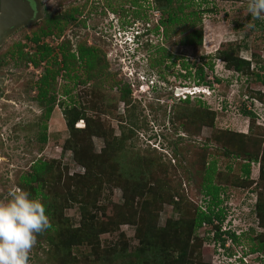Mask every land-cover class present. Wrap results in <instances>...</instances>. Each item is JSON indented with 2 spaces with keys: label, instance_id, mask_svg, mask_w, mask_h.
<instances>
[{
  "label": "rangeland",
  "instance_id": "obj_1",
  "mask_svg": "<svg viewBox=\"0 0 264 264\" xmlns=\"http://www.w3.org/2000/svg\"><path fill=\"white\" fill-rule=\"evenodd\" d=\"M37 1L40 18L18 27L0 43V203L9 199L11 190L20 187L19 178L29 171L32 163L59 159L69 175L82 173L84 168L73 163V156L91 165L101 159L98 156L104 149L109 150V142L115 149L119 174L125 173V178H140L145 173L146 187L154 185V178L161 180L166 176L188 204L183 213L187 211L191 216L195 204L203 205V198L198 184L201 178L197 173H186V159L195 156L198 149H207V160H215L216 171L232 175L234 180L242 175V160L236 159L234 153L223 157L221 147H217L222 143L208 140L212 131L248 133V138L256 139L257 153L261 156L264 146V83L257 80L254 73H264L259 68L264 67V31L256 23L259 20L264 22V15L254 20L247 13V0L201 2L200 8L207 11L200 15V21L192 26L180 22L172 24L166 33L164 27H157L161 16L155 0ZM68 14L74 19L63 18ZM48 17L59 19L62 26L60 33L56 34L53 27L52 34L42 38L52 47L57 60L60 59V45L74 54L78 52V45L90 46L98 58L95 69L98 67L100 71L97 76L87 79L83 62L72 59L73 68L69 73L78 77L68 79L64 77L65 71L59 70L53 83L55 106L48 118H44L42 106L34 100V85L45 63L33 66L24 59L23 53L33 54L35 46L26 36L44 25ZM249 24L253 27L250 28ZM141 27L147 30V34L141 46L134 48L127 39L130 32L143 31ZM192 31L201 33L199 46L183 42L184 36H190ZM17 43L22 50L20 56L15 53ZM220 48H231L240 57L250 59L253 73L245 75L226 69L215 55ZM181 63L187 65L186 70ZM207 63L212 64L211 70ZM59 65L58 61L56 67ZM199 67L206 73L210 86L199 85L202 91L197 88L200 92L192 94L197 91L190 87L196 85L193 74ZM188 70L190 74L187 77L180 76ZM176 86L182 91L175 92ZM64 87L68 88L66 94L62 93ZM125 87L128 94L121 98ZM185 93H188L187 103L180 102L178 99H183ZM73 107L83 109L88 120H99L111 136L103 137L85 128L83 119L73 124L74 128L70 130L65 122L64 109ZM242 109L253 113L252 125L250 117L243 114ZM203 110L212 111V120L209 119L210 114L202 113ZM42 125H45L43 131ZM76 127L85 129L78 132ZM41 134L45 135L43 143L38 140ZM118 135L121 138L117 139V144L114 138ZM151 160L154 162L150 163ZM177 162L182 168H176ZM228 166L229 171L226 170ZM258 174V160L250 162L247 179L252 181L251 185L248 188L228 185L219 194V206L224 210L223 226L228 222L236 233H244L236 244L233 243L232 251L236 255L227 261H235L241 256L242 261L248 264L259 263L252 258L254 255L243 253L248 247L249 239L246 237L260 231L253 215L255 194L264 190V180ZM24 190L30 197L40 199L39 195L34 196ZM121 193L120 186H103L101 202L119 201ZM130 195L133 199L137 197L132 190ZM150 195L145 191L142 197L151 201ZM65 214L76 226V206L67 208ZM177 216L172 204L164 202L158 210L156 225L164 227L167 219ZM203 226L206 228L195 229V236L190 239L191 246L199 252L198 261L193 263L219 264L226 261L216 254L220 250L211 237L213 232L208 230L209 226ZM121 231L123 236H119ZM134 234V225L122 224L118 230L100 234L98 239L102 246L112 245L121 239L118 244L134 251L138 241ZM229 243L227 239L225 247ZM76 248L90 256V246ZM60 258L57 252L50 257L48 246L41 236L35 234L28 264L100 263L99 260L86 261L84 256L64 263L58 262Z\"/></svg>",
  "mask_w": 264,
  "mask_h": 264
},
{
  "label": "trees",
  "instance_id": "obj_2",
  "mask_svg": "<svg viewBox=\"0 0 264 264\" xmlns=\"http://www.w3.org/2000/svg\"><path fill=\"white\" fill-rule=\"evenodd\" d=\"M155 2L161 16L157 27H164V33L168 26L178 22L192 26L195 22L200 21V15L207 11V9L200 8L201 2H206V0H155ZM185 9L189 10L185 11ZM63 18L74 19L71 14L66 17L63 15ZM44 22L45 24L40 25L30 36H26L34 44L35 51L32 55L23 53V57L33 66H39L41 62L45 63L42 72L35 81L34 100L42 106L43 117L48 118L55 106L53 83L59 70L65 71L64 77L75 80L78 76L69 73L73 68L72 59L83 62L87 79L97 76L100 70L98 67L95 69L98 58L96 51L90 46L78 45L76 55L67 52L65 47L60 45V59L57 60L52 47L42 38L52 34L53 27L56 29V34L60 33L62 30L60 20L48 17ZM256 23L264 31V22L259 20ZM185 41L188 45L199 46L201 44L200 31H192L190 36H184L183 42ZM16 47L15 53L20 56L22 50L19 43L16 44ZM12 54L13 52H11ZM215 55L223 62L226 69H232L245 75L253 73L250 59L240 57L231 48L217 49ZM58 61L61 65L56 67ZM181 66L185 70L187 69V65L184 63H181ZM207 66L208 69H212L211 63H207ZM259 68L264 70V67L260 66ZM189 74L188 70L180 76L187 77ZM254 76L262 84L264 83V73H254ZM193 77L196 85L210 86V81L207 80V75L201 67L195 70ZM215 80L218 82V79ZM67 92L68 88L64 87L62 93L66 94ZM125 94H128L127 87L121 94V98H125ZM178 100L187 103L188 95ZM82 110H77L74 107L64 109L65 122L70 130L74 128L73 124L79 119H83L86 123L85 128L103 137L111 136L106 133L99 120H88ZM204 112L206 110L202 111V113ZM242 112L250 117V125H252L253 113L244 109ZM206 113L210 114L211 118L209 119L212 120V111ZM41 128L42 131L45 130V125H42ZM83 128L76 127V131H83L85 129ZM247 134L219 130L218 132L212 131L210 139H208L215 144L222 143V146L217 147H221L223 157L227 158L234 153L236 159L242 160L240 164L242 175L241 177L239 175L236 180L232 175L227 173L224 175V173L216 171V162L207 160V149L204 147L194 153L193 159H186V173L190 175L197 173L201 178L198 184L203 198L201 201L203 205L195 204L194 213L191 216L187 215V211L183 213V208L188 204H185L180 192L170 185L166 176H163L161 180L154 178V185L146 187L145 173L140 178L135 176L132 177L133 179L125 178V173L119 174L120 167H118V160L114 154L115 149L109 142L107 145L109 150L104 149L98 156L101 159L93 161L94 163L91 165H88L83 159L73 156V163L80 164L84 168L82 173L69 175L67 168L61 166L59 159H50L32 163L29 171L20 176L18 184L21 188L32 192L34 196H40V201L44 204L45 213L49 219V227L36 235L41 236L43 242L48 246L50 257H54V253L57 252V256L61 257L58 262L77 261L78 257L84 256L86 261L99 260V264H194L193 261H198L196 257L199 256V252L193 248L194 246H191L190 239L194 238L195 229L206 228L203 226L206 225L209 226L208 230L213 232L211 237L220 250L216 254L226 260L219 264H248L249 262L242 261L241 256L235 258V261H227L236 255L232 250L238 242L239 236L244 233H236V230H232L228 222L223 226L224 210L219 206L221 203L219 194L223 193L228 185L247 188L251 185L252 181L248 180L250 162L258 160V175L260 179L264 180V146L261 149V156H258V143L256 139H251L250 136L248 138ZM119 138H121L120 135L115 136L114 143L118 144L119 140L117 141V139ZM38 140L43 143L45 135L41 134ZM176 164V168H182L180 163ZM173 167H175L174 164ZM229 169L228 166L226 170L229 171ZM130 179L132 180L130 181ZM103 186H120L121 201L107 200L105 204L102 203ZM131 190L137 196L136 199L129 196ZM145 191L151 194V201L143 199ZM255 195L253 215L256 217V225L260 231L245 236L249 240H247L248 247L243 253L246 256L254 255L252 258H255L259 262L258 264H264V190L256 192ZM164 202L171 203L172 209L178 213V216L170 217L164 227H158L156 225L157 213ZM73 205L76 206L78 212L76 226L65 214V210ZM122 224L135 226L134 235L138 241L134 251H128L125 245L118 244L121 239L109 246L100 245L98 239L100 234L118 230ZM118 233L119 236H123L122 231ZM227 239L230 240V243L225 247ZM81 245L91 247L90 256L76 248ZM211 264L214 263L211 262Z\"/></svg>",
  "mask_w": 264,
  "mask_h": 264
},
{
  "label": "clouds",
  "instance_id": "obj_3",
  "mask_svg": "<svg viewBox=\"0 0 264 264\" xmlns=\"http://www.w3.org/2000/svg\"><path fill=\"white\" fill-rule=\"evenodd\" d=\"M247 13L254 20L259 19L264 15V0H247ZM249 27L253 25L249 24ZM140 30L143 31L130 32V38L127 39L134 48L141 46L146 37L147 30L142 27ZM190 88L197 90L192 94L200 92L199 88L202 91L199 85ZM48 227L49 219L40 199L30 197L20 187L11 190L9 199L0 203V264H28V253L35 243V234Z\"/></svg>",
  "mask_w": 264,
  "mask_h": 264
},
{
  "label": "water",
  "instance_id": "obj_4",
  "mask_svg": "<svg viewBox=\"0 0 264 264\" xmlns=\"http://www.w3.org/2000/svg\"><path fill=\"white\" fill-rule=\"evenodd\" d=\"M40 17L37 0H0V43L18 27ZM182 91L176 88L175 92Z\"/></svg>",
  "mask_w": 264,
  "mask_h": 264
},
{
  "label": "flooded vegetation",
  "instance_id": "obj_5",
  "mask_svg": "<svg viewBox=\"0 0 264 264\" xmlns=\"http://www.w3.org/2000/svg\"><path fill=\"white\" fill-rule=\"evenodd\" d=\"M40 18V17H39ZM114 19V18H113ZM69 20H73V18L72 19H69ZM76 55H77V53H76ZM0 85H1V83H0Z\"/></svg>",
  "mask_w": 264,
  "mask_h": 264
}]
</instances>
